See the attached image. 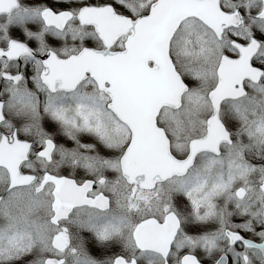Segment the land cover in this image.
<instances>
[{"label": "snow or ice", "instance_id": "1", "mask_svg": "<svg viewBox=\"0 0 264 264\" xmlns=\"http://www.w3.org/2000/svg\"><path fill=\"white\" fill-rule=\"evenodd\" d=\"M0 264H264V0H0Z\"/></svg>", "mask_w": 264, "mask_h": 264}]
</instances>
